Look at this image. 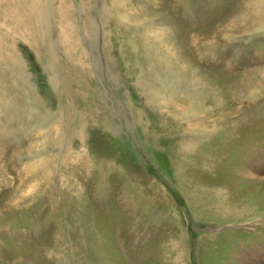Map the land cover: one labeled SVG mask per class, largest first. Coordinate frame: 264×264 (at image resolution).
Masks as SVG:
<instances>
[{
	"label": "rangeland",
	"instance_id": "obj_1",
	"mask_svg": "<svg viewBox=\"0 0 264 264\" xmlns=\"http://www.w3.org/2000/svg\"><path fill=\"white\" fill-rule=\"evenodd\" d=\"M0 264H264V0H0Z\"/></svg>",
	"mask_w": 264,
	"mask_h": 264
},
{
	"label": "bare ground",
	"instance_id": "obj_2",
	"mask_svg": "<svg viewBox=\"0 0 264 264\" xmlns=\"http://www.w3.org/2000/svg\"><path fill=\"white\" fill-rule=\"evenodd\" d=\"M35 3H36V2H35ZM37 6H38V5H37ZM35 21H36V19H35ZM35 21H34V22H35ZM18 22H19V21H18ZM21 23H22V22H21ZM32 23H33V22H32ZM26 26H27V25H26ZM35 30H36V29H35ZM36 32H37V31H36ZM29 37H30V36H29ZM30 38H31V37H30Z\"/></svg>",
	"mask_w": 264,
	"mask_h": 264
}]
</instances>
